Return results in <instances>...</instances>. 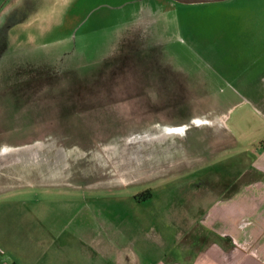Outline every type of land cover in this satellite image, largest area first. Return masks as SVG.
Returning <instances> with one entry per match:
<instances>
[{
  "label": "rangeland",
  "instance_id": "374dc122",
  "mask_svg": "<svg viewBox=\"0 0 264 264\" xmlns=\"http://www.w3.org/2000/svg\"><path fill=\"white\" fill-rule=\"evenodd\" d=\"M174 3L0 0V261L91 227L192 260L216 203L264 194V0Z\"/></svg>",
  "mask_w": 264,
  "mask_h": 264
},
{
  "label": "crops",
  "instance_id": "0c3cea01",
  "mask_svg": "<svg viewBox=\"0 0 264 264\" xmlns=\"http://www.w3.org/2000/svg\"><path fill=\"white\" fill-rule=\"evenodd\" d=\"M213 209L216 210L213 211ZM213 209L210 210L208 219L206 223L203 222V226H207L217 239L192 260L186 258L183 261H165L158 260L154 255V257L148 255L144 260L135 259L124 253L123 243L120 244L119 239L115 243L111 242L108 227H102L99 231H95L96 229L91 227L86 231L74 229V232L69 233V240L64 243H61L59 238L51 242L48 241L46 244L41 242L38 251V264H71L72 259L69 258L72 255H85L83 249H88V257L92 252L97 253L96 260H99L100 264H103V260L106 263L111 260L112 264H264V194L257 196L247 194L237 200H221L216 203ZM82 236H85L87 240L85 247L82 243L79 244ZM229 237L234 239L237 248L239 245L238 249L247 251L244 257L227 253L228 251L224 247H226V239ZM42 238L40 236V240ZM256 251L259 257L253 258ZM0 264L7 263L0 261ZM12 264L17 263L14 261Z\"/></svg>",
  "mask_w": 264,
  "mask_h": 264
},
{
  "label": "water",
  "instance_id": "95a60500",
  "mask_svg": "<svg viewBox=\"0 0 264 264\" xmlns=\"http://www.w3.org/2000/svg\"><path fill=\"white\" fill-rule=\"evenodd\" d=\"M173 2L184 5V6H196L203 4H217V3H225L231 0H172Z\"/></svg>",
  "mask_w": 264,
  "mask_h": 264
},
{
  "label": "trees",
  "instance_id": "16d2710c",
  "mask_svg": "<svg viewBox=\"0 0 264 264\" xmlns=\"http://www.w3.org/2000/svg\"><path fill=\"white\" fill-rule=\"evenodd\" d=\"M169 1H171L172 4L174 3L172 0H169ZM174 4H177V3H174ZM145 195H146V200L152 198L151 192H148Z\"/></svg>",
  "mask_w": 264,
  "mask_h": 264
}]
</instances>
